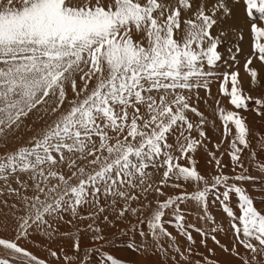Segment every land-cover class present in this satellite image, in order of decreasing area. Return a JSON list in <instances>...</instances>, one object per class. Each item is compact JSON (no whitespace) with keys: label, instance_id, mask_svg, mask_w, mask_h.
Instances as JSON below:
<instances>
[{"label":"snow or ice","instance_id":"snow-or-ice-1","mask_svg":"<svg viewBox=\"0 0 264 264\" xmlns=\"http://www.w3.org/2000/svg\"><path fill=\"white\" fill-rule=\"evenodd\" d=\"M254 169L264 0H0V264H264Z\"/></svg>","mask_w":264,"mask_h":264},{"label":"rangeland","instance_id":"rangeland-1","mask_svg":"<svg viewBox=\"0 0 264 264\" xmlns=\"http://www.w3.org/2000/svg\"><path fill=\"white\" fill-rule=\"evenodd\" d=\"M253 117L250 115L249 120H252ZM252 175L255 177L254 180L249 181V192L253 195L257 203L264 201V173L259 172L258 170H253ZM213 213H219L220 209L218 207H213ZM189 221L195 223V213L189 217ZM119 247H124V245H119ZM37 254H40L39 252Z\"/></svg>","mask_w":264,"mask_h":264}]
</instances>
